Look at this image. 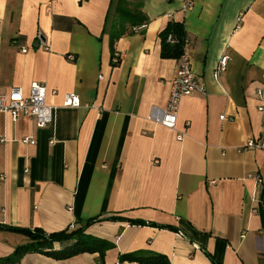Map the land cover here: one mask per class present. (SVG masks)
<instances>
[{
    "label": "crops",
    "instance_id": "1",
    "mask_svg": "<svg viewBox=\"0 0 264 264\" xmlns=\"http://www.w3.org/2000/svg\"><path fill=\"white\" fill-rule=\"evenodd\" d=\"M126 1L131 11L141 1L147 21L118 27L114 63L120 0H0V92L43 82L54 106L42 127L0 112V257L28 240L11 227L49 233L98 216L85 233L113 243L102 260L29 252L17 264H139L120 259L135 251L170 264H264V183L250 199L255 176L264 180V148H240L264 139V0H194L191 9ZM170 20L184 24L205 86L181 98L174 128L155 120L179 63L160 57L158 32ZM222 54L226 69L214 79ZM69 92L78 106L62 105Z\"/></svg>",
    "mask_w": 264,
    "mask_h": 264
},
{
    "label": "trees",
    "instance_id": "2",
    "mask_svg": "<svg viewBox=\"0 0 264 264\" xmlns=\"http://www.w3.org/2000/svg\"><path fill=\"white\" fill-rule=\"evenodd\" d=\"M128 2L120 0L117 11L113 20V31L111 33V59L114 52L115 41L123 35L124 30H118L123 24H129L134 27L146 23L147 19L141 11L142 2L137 1L134 4V11L130 7L127 8ZM160 43V57L166 59H178L185 49V40L187 39L184 24L179 21L170 20L158 32ZM171 37L172 40L169 39ZM110 219H115L112 216ZM98 220V216L88 218L78 222V226L68 227L54 232H45L41 228H18L11 227L15 231H19L27 236V242L16 246L12 253L7 256L0 257V263L17 264L21 257L29 252L42 253L56 259H64L73 255L89 252H97L100 260L104 252L113 246V243L90 234L85 233L88 225ZM130 223L145 224L141 221H132ZM55 243H66L61 248H54ZM121 260L136 261L139 264H170L168 258L164 254L135 251L120 255ZM216 263V262H215ZM219 264V263H216Z\"/></svg>",
    "mask_w": 264,
    "mask_h": 264
},
{
    "label": "built area",
    "instance_id": "3",
    "mask_svg": "<svg viewBox=\"0 0 264 264\" xmlns=\"http://www.w3.org/2000/svg\"><path fill=\"white\" fill-rule=\"evenodd\" d=\"M194 5V0H184L183 8L191 9ZM144 25L135 26L134 31H138ZM38 42L43 48L48 49L47 44L42 38V34L38 32L36 34ZM170 40L171 37H169ZM185 40V45H186ZM27 48L23 47L22 51L26 52ZM70 59H74L73 55H69ZM179 63L176 68L175 74L170 81V90L168 99L161 117H155V120L160 124L169 128H174L176 124L177 114L180 106L181 98L185 95H189L194 92L205 93L204 84L195 77L191 61L186 49L178 58ZM228 56L222 54L214 67L213 78L217 79L222 72L226 69ZM112 62H118V54L113 52ZM264 78V73H263ZM47 88L43 82H32L29 86V90L25 92L20 86H12L7 92H0V112L9 114L13 121H16L20 116H29L35 120L38 127L45 126L53 122L54 119V106L46 102ZM260 102L258 104V110L264 109V83L263 88L257 89L256 92ZM79 98L75 93L69 92L64 95L63 106H78ZM221 119L225 116L221 115ZM183 133H179L177 138L181 140ZM23 142L34 143L33 138H23ZM243 150L262 149L264 148V139L250 138L245 141L240 147ZM256 186L254 192L251 194V202H258L257 192L262 188L264 180L261 176L256 175ZM252 212H256V207L252 208Z\"/></svg>",
    "mask_w": 264,
    "mask_h": 264
}]
</instances>
